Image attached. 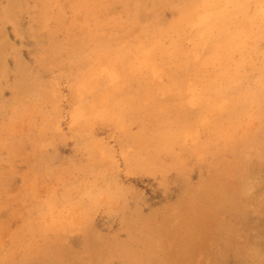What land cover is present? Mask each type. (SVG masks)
<instances>
[{
    "label": "rangeland",
    "instance_id": "1",
    "mask_svg": "<svg viewBox=\"0 0 264 264\" xmlns=\"http://www.w3.org/2000/svg\"><path fill=\"white\" fill-rule=\"evenodd\" d=\"M0 264H264V0H0Z\"/></svg>",
    "mask_w": 264,
    "mask_h": 264
},
{
    "label": "bare ground",
    "instance_id": "2",
    "mask_svg": "<svg viewBox=\"0 0 264 264\" xmlns=\"http://www.w3.org/2000/svg\"><path fill=\"white\" fill-rule=\"evenodd\" d=\"M258 212V211H257Z\"/></svg>",
    "mask_w": 264,
    "mask_h": 264
}]
</instances>
